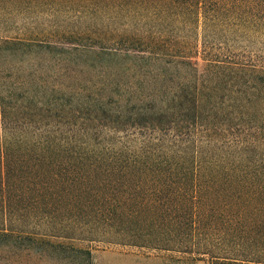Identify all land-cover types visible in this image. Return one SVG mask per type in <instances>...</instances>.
Instances as JSON below:
<instances>
[{
  "label": "trees",
  "instance_id": "obj_1",
  "mask_svg": "<svg viewBox=\"0 0 264 264\" xmlns=\"http://www.w3.org/2000/svg\"><path fill=\"white\" fill-rule=\"evenodd\" d=\"M44 2L105 22L0 39V252L92 264L80 240L264 264V66L230 45L264 42V0L0 11Z\"/></svg>",
  "mask_w": 264,
  "mask_h": 264
},
{
  "label": "rangeland",
  "instance_id": "obj_2",
  "mask_svg": "<svg viewBox=\"0 0 264 264\" xmlns=\"http://www.w3.org/2000/svg\"><path fill=\"white\" fill-rule=\"evenodd\" d=\"M38 3L32 8L11 7L0 11V39H32L36 41H55L63 32L81 30L90 25L101 24L105 19L91 20V15L83 16L82 6L72 3L64 4ZM27 6V5H23ZM21 6V7H23ZM54 9V10H53ZM222 39V37L220 36ZM251 39H255L252 37ZM251 43L243 40L231 43L235 53L241 54L247 48L246 55H252L259 66H264V42L260 40ZM200 73L204 71L202 61L199 62ZM39 233L44 234L42 230ZM79 249H90L92 264H210L207 260L198 261L184 254L141 249L133 246H120L90 241H69ZM28 255V256H27ZM25 254L21 250L11 253L0 252V264H67L58 263L52 259H42L34 253Z\"/></svg>",
  "mask_w": 264,
  "mask_h": 264
}]
</instances>
